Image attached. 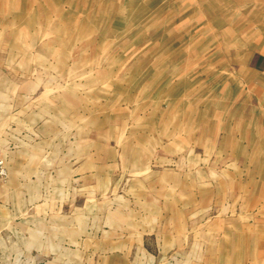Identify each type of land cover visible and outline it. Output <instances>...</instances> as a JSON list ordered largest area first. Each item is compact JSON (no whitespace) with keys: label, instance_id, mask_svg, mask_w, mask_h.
I'll list each match as a JSON object with an SVG mask.
<instances>
[{"label":"crops","instance_id":"crops-1","mask_svg":"<svg viewBox=\"0 0 264 264\" xmlns=\"http://www.w3.org/2000/svg\"><path fill=\"white\" fill-rule=\"evenodd\" d=\"M9 1L0 264H264V0H141L169 21L167 35L144 37L174 46L142 65L157 79L141 113L114 114L109 130L101 99L87 102L85 84L55 70L60 49L39 47L37 25L22 23V3L31 13L36 0H14L12 25ZM70 2L60 4L72 24L106 15L96 0ZM104 6L118 15L117 0ZM122 117L138 129L119 130Z\"/></svg>","mask_w":264,"mask_h":264},{"label":"rangeland","instance_id":"rangeland-1","mask_svg":"<svg viewBox=\"0 0 264 264\" xmlns=\"http://www.w3.org/2000/svg\"><path fill=\"white\" fill-rule=\"evenodd\" d=\"M70 1V8H72V1L75 0ZM96 1L101 3V9L106 11V15L102 12V17L98 16L100 20L96 24L86 20L90 13L85 18L81 17L83 20L79 23L68 22L63 17L61 0H36L31 13L30 9H25L22 3L20 17L22 23L26 25L29 23L33 26L37 25L35 34H37L39 47L45 49L52 46L54 49L59 48L62 52L58 60L54 62L55 70H64L65 77L85 84L87 102L101 99V104L96 103V107L98 106L101 111L102 119L99 122L103 130H109L112 121L110 117L114 114L117 113L121 117L129 110L141 113V103L147 99L148 90L156 91L152 89V82L148 81L157 79L156 71H144L142 65L157 64V56L151 53L154 54V51L164 46L173 47L174 40L173 38L166 40L152 38L147 41L144 37L147 31L151 32V37H157L159 33L164 32L167 35L169 21L167 19L165 25L159 24L156 11L154 15L149 9L142 8L141 0H117L118 15L116 17L113 12L104 8L108 0ZM17 4L18 1L10 0L7 7V19L10 20L11 25L15 24L14 18L17 19L15 17ZM70 8L66 6L67 10ZM89 12L92 13L93 8L89 9ZM148 12L150 15H147ZM98 34L101 36V41ZM110 35L115 39L110 40ZM185 36L186 33L182 32L181 39L176 40V44L181 42L182 47L186 46L189 41H185ZM148 42H150V53L142 50ZM199 43L196 47L200 46ZM144 52L146 55L143 54ZM126 65H130L127 70ZM59 74V71L54 74L56 79L59 78ZM87 106H91L87 108L88 116V111H92V104ZM96 116H99L97 110ZM139 120L136 118L126 120L122 117V119L114 120V126L117 123L119 130L123 131L129 127L138 129ZM136 142L140 143L141 137L136 138ZM1 152L4 153V151Z\"/></svg>","mask_w":264,"mask_h":264},{"label":"built area","instance_id":"built-area-1","mask_svg":"<svg viewBox=\"0 0 264 264\" xmlns=\"http://www.w3.org/2000/svg\"><path fill=\"white\" fill-rule=\"evenodd\" d=\"M8 178L7 157L5 153L0 151V185Z\"/></svg>","mask_w":264,"mask_h":264}]
</instances>
